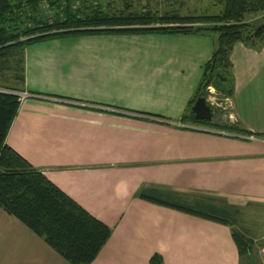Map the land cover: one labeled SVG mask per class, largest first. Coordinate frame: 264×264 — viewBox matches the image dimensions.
I'll return each mask as SVG.
<instances>
[{
    "label": "crops",
    "instance_id": "obj_1",
    "mask_svg": "<svg viewBox=\"0 0 264 264\" xmlns=\"http://www.w3.org/2000/svg\"><path fill=\"white\" fill-rule=\"evenodd\" d=\"M139 3L156 13L163 5ZM214 41L97 34L25 48L24 81L15 93L30 96L19 101L6 144L111 229L91 264H148L154 254L164 264H264V243L257 247L264 240V138L257 137L264 136V44L233 46L229 111L212 119L252 136L177 126ZM140 191L191 206L212 200L238 210L242 221L248 213L249 227L239 228L254 242L249 259H239L228 227L143 200ZM0 212L13 237L8 251L0 248V264H69Z\"/></svg>",
    "mask_w": 264,
    "mask_h": 264
},
{
    "label": "trees",
    "instance_id": "obj_2",
    "mask_svg": "<svg viewBox=\"0 0 264 264\" xmlns=\"http://www.w3.org/2000/svg\"><path fill=\"white\" fill-rule=\"evenodd\" d=\"M79 1L83 0H0V83H3L0 84V209L41 238L69 264H91L109 240L111 229L6 144L20 103L18 96L9 92H19L18 87L23 84L25 48L59 37L97 34L212 36L215 38L212 55L203 67L193 99L178 122L250 137V133L235 125H220L213 120L198 122L189 113L198 98L207 99L209 87L219 96L218 102L233 97L231 50L237 43L255 49L264 44V0H222L220 14L196 17H183L174 11H166L163 15L160 14L162 9L158 8V13L131 9L130 13L118 16H108L99 11L89 15L75 6ZM170 3L166 4L172 5ZM259 16L262 18L258 22H248L250 18ZM9 82L12 84H7ZM213 111L221 112L215 107ZM257 137L264 138L263 135ZM138 197L228 227L239 259H249L254 242L240 230L243 221H239L240 214L235 208L214 204L212 200L199 201L192 206L174 203L163 198H151L143 191ZM148 264H164L163 258L154 254Z\"/></svg>",
    "mask_w": 264,
    "mask_h": 264
},
{
    "label": "rangeland",
    "instance_id": "obj_3",
    "mask_svg": "<svg viewBox=\"0 0 264 264\" xmlns=\"http://www.w3.org/2000/svg\"><path fill=\"white\" fill-rule=\"evenodd\" d=\"M139 1L140 0H83L82 2L79 1V4L75 6H77L79 10H81L80 8H82L89 15L94 12L99 11L104 14H107L108 16H118L120 14L130 13L131 9L132 10H142L141 4L139 3ZM141 1H145V0H141ZM158 1L163 2V5L160 8H158V9H162V11H160L161 12L160 14H163V15H165L166 11L167 12L174 11L176 12V14H179L180 16H195L196 17V16L218 15L222 11V6H221L222 0H163V1L158 0ZM170 1H171L170 4L172 5L166 4ZM129 3L131 4V6ZM135 4H138V5H135ZM149 4H150V0H146V3H145L146 7ZM170 14H175V13H170ZM261 18L262 16H259L258 18L257 17L250 18L248 22L250 23L258 22ZM0 84H3V83H0ZM7 84H12V82H9ZM213 90L211 92L207 91V101L214 105L215 103L218 102L217 99H219V96L217 97L215 90H214V93H213ZM210 93H213V94H210ZM224 106H225L224 103H222V107ZM226 111H229V108H226L225 110L221 109V112L223 113H225ZM0 213L4 215V213L2 212ZM245 214H246L245 217H247V220L244 217L243 224L249 227V224L247 223H249L252 217L251 215H248V213H245ZM260 218L263 220V224H264V213L263 215H261ZM0 228H1L0 232H3V234L0 235V248L3 251H8L12 245L13 237L11 234L6 233L7 228L4 227L1 223H0ZM8 228H10L11 231H14V230L19 231L18 227L15 228L13 226H10ZM21 236L18 235L16 237V239L19 242L25 239V238H22ZM257 243H259L257 244V247L260 248L261 243H264V240H258Z\"/></svg>",
    "mask_w": 264,
    "mask_h": 264
},
{
    "label": "water",
    "instance_id": "obj_4",
    "mask_svg": "<svg viewBox=\"0 0 264 264\" xmlns=\"http://www.w3.org/2000/svg\"><path fill=\"white\" fill-rule=\"evenodd\" d=\"M1 92V91H0ZM13 93L17 96L14 92ZM213 106L205 98H198L190 109V115L195 121L202 122H211L213 119Z\"/></svg>",
    "mask_w": 264,
    "mask_h": 264
},
{
    "label": "built area",
    "instance_id": "obj_5",
    "mask_svg": "<svg viewBox=\"0 0 264 264\" xmlns=\"http://www.w3.org/2000/svg\"><path fill=\"white\" fill-rule=\"evenodd\" d=\"M213 90V88L212 87H209L208 88V92L210 91H212ZM213 93H214V90H213ZM213 93H210V94H213ZM17 96H18V98H19V101H21V100H23V99H25L26 97H28V96H30L29 94H27V93H20V94H17ZM227 101H229V100H225L224 102H217V103H215L214 105L213 104H211L213 107H215V108H217V109H219V110H221V109H223V110H225L226 108H229V106H228V104H227ZM222 103H224V107H222ZM226 105H227V107H226ZM214 115L215 114H217V113H213ZM213 115V116H214ZM214 118V117H213ZM179 128H190V127H188L187 125H182L181 123H178V125H177Z\"/></svg>",
    "mask_w": 264,
    "mask_h": 264
}]
</instances>
